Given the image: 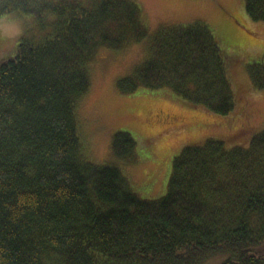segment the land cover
<instances>
[{"label":"trees","instance_id":"16d2710c","mask_svg":"<svg viewBox=\"0 0 264 264\" xmlns=\"http://www.w3.org/2000/svg\"><path fill=\"white\" fill-rule=\"evenodd\" d=\"M264 21V0H244ZM54 14L42 40L0 60V264H264V128L249 145L207 138L172 159L167 191L143 199L119 167L83 156L76 108L97 49L147 41L121 93L170 90L218 115L234 108L228 57L202 21L145 25L136 0H0ZM264 89V58L247 66ZM112 155L133 160L117 131Z\"/></svg>","mask_w":264,"mask_h":264},{"label":"rangeland","instance_id":"374dc122","mask_svg":"<svg viewBox=\"0 0 264 264\" xmlns=\"http://www.w3.org/2000/svg\"><path fill=\"white\" fill-rule=\"evenodd\" d=\"M136 1L151 32L163 23L198 20L208 24L228 57L227 75L234 96L233 110L218 115L190 105L166 88L140 87L121 93L116 81L142 59L147 41L123 49H97L90 86L76 108L83 156L97 165L114 164L131 191L143 199H156L166 193L172 159L184 146L214 138L226 148L246 147L264 128V89L253 88L247 72L248 64L264 58V21H253L247 15L244 0ZM54 19L50 13L2 15L0 60L14 56L21 39L42 40ZM121 130L136 140L133 160L112 155V137Z\"/></svg>","mask_w":264,"mask_h":264}]
</instances>
